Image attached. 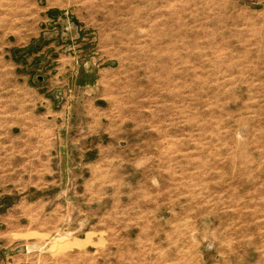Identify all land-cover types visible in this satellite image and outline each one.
<instances>
[{
  "label": "rangeland",
  "instance_id": "rangeland-1",
  "mask_svg": "<svg viewBox=\"0 0 264 264\" xmlns=\"http://www.w3.org/2000/svg\"><path fill=\"white\" fill-rule=\"evenodd\" d=\"M0 264H264V0H0Z\"/></svg>",
  "mask_w": 264,
  "mask_h": 264
}]
</instances>
